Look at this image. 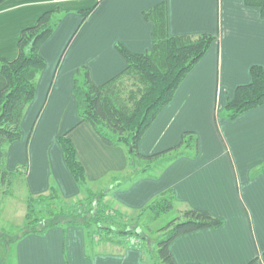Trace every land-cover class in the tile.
<instances>
[{"label":"crops","instance_id":"0c3cea01","mask_svg":"<svg viewBox=\"0 0 264 264\" xmlns=\"http://www.w3.org/2000/svg\"><path fill=\"white\" fill-rule=\"evenodd\" d=\"M162 4L171 36L211 34L217 41L139 146L144 156L157 154L191 131L198 135L199 155L181 157L152 177L131 170L126 146L107 145L80 121L73 81L82 67L97 85L123 72L127 65L117 44L136 54L150 51L154 24L145 13ZM90 9L83 21L80 11ZM50 12L61 20L40 50L46 68L21 123L22 137L8 147L7 170L27 166L26 190L33 196L56 187L63 198L76 199L102 184L111 190L106 200L130 213L172 191L176 212L202 209L224 222L174 240L178 264H264V105L236 119L225 114L237 87L251 82V67L264 68L260 11L244 0H0V58L15 60L23 30ZM64 135L84 166L86 188L66 165L58 141ZM88 245L82 228L57 227L19 241L14 264H149L138 248L92 253Z\"/></svg>","mask_w":264,"mask_h":264},{"label":"trees","instance_id":"16d2710c","mask_svg":"<svg viewBox=\"0 0 264 264\" xmlns=\"http://www.w3.org/2000/svg\"><path fill=\"white\" fill-rule=\"evenodd\" d=\"M244 2L248 7L257 8L264 18V0ZM92 11H80L83 21ZM167 17V8L163 4L145 13V19L154 24L153 48L150 51L136 54L122 44H117L116 49L127 65L123 72L106 83L97 85L92 81L88 68L82 67L76 71L73 81L80 121L91 125L107 145L126 146L131 170L142 176L151 174L152 177H157L156 173L161 172L168 164L181 157L196 158L200 151L199 138L191 131L185 132L180 143L166 151L144 156L139 150L144 134L174 100L186 77L217 41V37L211 34L173 37L168 31ZM60 20L53 12L45 13L35 26L23 30L18 57L13 61L0 58V200L3 194L11 195V188L17 178H26L27 166H18L13 172L7 170L8 147L22 137L21 123L35 98L39 78L46 68V61L40 50ZM250 74L251 82L237 87L233 100L225 109L229 119H236L264 105V68L255 65L251 67ZM58 141L73 179L80 187L86 188V172L78 159L75 146L68 135L60 137ZM110 191L96 194L88 188L84 197L76 199L63 198L56 187H51L46 194L38 196L28 193L25 217L27 226L13 239H9L5 231H0V239H7L3 242L5 253L0 256V264H11L8 257H14L15 245L25 237L45 235L50 229L57 227L66 230L73 226L85 231L89 250L92 245L96 253L102 251L99 250L102 242L105 245L103 250H111L106 246L119 247L112 251L124 250L133 244V247L142 249L149 264H178L171 252L174 240L198 231L219 229L224 223L206 210L186 208L159 229L157 233L161 234L160 238L153 240L146 229L131 226L124 221V215L150 212L154 219L164 217L176 208L173 192L167 191L140 212L130 213L106 200ZM55 199L64 203L81 199L87 209L72 213L65 209L54 211V207L48 204L44 218L34 216L38 205L42 206ZM155 243L154 249L152 246ZM7 248L13 249L8 252ZM148 254H153L152 260Z\"/></svg>","mask_w":264,"mask_h":264},{"label":"rangeland","instance_id":"374dc122","mask_svg":"<svg viewBox=\"0 0 264 264\" xmlns=\"http://www.w3.org/2000/svg\"><path fill=\"white\" fill-rule=\"evenodd\" d=\"M37 92V90H36ZM32 104V103H31ZM198 136V135H197ZM60 138V137H59ZM58 138V139H59ZM136 167H138V163L136 164ZM90 187V186H88ZM95 189L94 192L96 194H100L103 191V185L102 184H96L94 185ZM5 189V188H4ZM6 190V189H5ZM3 190V191H5ZM6 192V191H5ZM4 192V193H5ZM50 204L52 207H54V211H60L61 209H65L67 212H78L86 210L87 207L84 205L83 201L81 199L77 202L68 203V202H62L57 199L52 200L44 205H38L35 209L36 212L34 213V216L36 218H44L46 216L47 212V205ZM28 208V192L26 190V179L23 178H17L15 185L11 188V195L3 194L1 200H0V231H5V234L9 236V239H13L17 234H19L26 226H27V220L25 219L26 213ZM50 208V207H49ZM178 216V212H176V208H174V211L169 213L168 215L161 217L159 219H154V216L150 212H145L143 215L140 214H125L124 221L126 220L127 223H130L131 226H139L142 229H146V232L150 234V238L155 240L157 238H160L161 234H158L157 231L159 229H162L165 227L168 223H170L172 220H174ZM48 217V216H47ZM149 237V235H147ZM4 240L6 241V238L0 239V256H2L3 253H5V249L2 248ZM7 244V242H6ZM102 246L99 248V250L103 251L104 243H101ZM154 244V249H155ZM107 249H115L118 250L119 247L113 246H106ZM128 247H133V244L128 245ZM126 247V249L128 248ZM13 248H7V251H12ZM141 249V248H140ZM94 251L93 246L90 245V250ZM142 251V249H141ZM96 253V252H95ZM143 253V251H142ZM153 254H148L147 256L150 257L152 260ZM8 260L11 264H14V257L9 256ZM149 263V262H148Z\"/></svg>","mask_w":264,"mask_h":264}]
</instances>
